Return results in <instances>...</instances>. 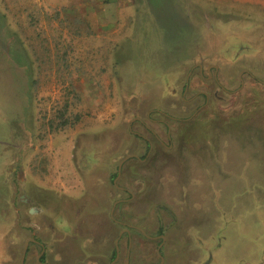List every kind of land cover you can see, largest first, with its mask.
<instances>
[{
	"label": "rangeland",
	"instance_id": "rangeland-1",
	"mask_svg": "<svg viewBox=\"0 0 264 264\" xmlns=\"http://www.w3.org/2000/svg\"><path fill=\"white\" fill-rule=\"evenodd\" d=\"M261 80L264 0H0V264L20 263L29 236L18 196L33 186L75 197L86 178L99 203L81 222L87 243L58 248L45 236L55 264H110L116 222L154 230V214L169 250L158 264H264ZM154 112L171 115L172 148L137 175L143 166L121 160L155 147L141 124L164 142ZM122 186L135 196L112 221Z\"/></svg>",
	"mask_w": 264,
	"mask_h": 264
},
{
	"label": "flooded vegetation",
	"instance_id": "flooded-vegetation-1",
	"mask_svg": "<svg viewBox=\"0 0 264 264\" xmlns=\"http://www.w3.org/2000/svg\"><path fill=\"white\" fill-rule=\"evenodd\" d=\"M199 63L201 64L198 65ZM199 63L194 64L192 68L196 69V71L197 69H201L202 67L201 65H203L202 60H200ZM204 69L206 71V74H208L209 78L215 81L214 78H216L217 67L212 64H207ZM256 81L260 83L258 78H256ZM261 83L264 85L263 81ZM217 85L218 87H220L219 84ZM154 113L157 116L152 117V119L148 121H151L158 125H162L165 128V140L163 139L165 144L163 141H160L161 139L158 138V135L155 133V131H153L147 124H141L142 126H144V130L151 135V138L155 139V144H154L155 147L151 149L148 155L146 156L148 150L147 148L148 146H150V143L148 141V143L145 145L144 154H142V156H137L134 153H130L124 156L126 157L131 154L135 155V157L129 156L124 160L135 159L139 166L140 165L143 166V169L138 170L136 172L137 175L144 174L147 172V168H148L147 165L151 164V162L148 161L147 159L149 158L150 156L149 154L151 152L154 153L155 151H158L157 148H164L168 150L172 148V144H171L172 138L170 132L168 131V123L165 122V120L171 119V115L168 116V113L166 112H154ZM146 115H148L147 117H150L149 114ZM179 119L181 120L183 118H179ZM136 121L139 120L136 119ZM133 135L141 138L143 137L142 134H139L137 132H134ZM123 158L121 161H123ZM84 162L87 163V160H85ZM75 167H77V165H75ZM117 173L118 172L109 173L108 178L111 183H114L113 179ZM116 179H118V176ZM91 185L92 182L88 178H86L84 181L83 192H81L78 196L75 197H73V195L71 194L57 195L54 192L45 189H43V191L39 193L37 190H35V187L33 186L29 188L24 195L18 196L20 201L19 203L23 205V208L27 214L26 221L24 222L23 225L25 226L26 230L29 231V236H26L23 241V244H25L26 242L24 253L25 251L32 252L33 250L36 249V254L32 257V258H36V262H37L36 264H55L58 262V260L56 259L57 256L47 257L45 252L46 249L42 247V240L47 235L53 236L50 241L55 245L57 244L58 248H64L66 246L63 245L65 241H69V245L74 246V244L77 242L79 238L84 240L83 241L84 244L87 243L88 238L85 237L86 232H82V230L80 229V227H82L81 222L83 221V219L87 218L88 215L86 213H88V208L91 204L99 205V203H95L93 201V197L94 195H96V190ZM138 185L140 187L139 183ZM118 188L121 192L127 193V195L126 197L119 199L118 202L115 203L113 202L112 204H110V207L108 208V212L110 219L112 221H115L111 214V211L112 212L114 211L115 205L120 203L129 204L131 201H133L135 196L133 193L130 192V190H128V188L124 186ZM138 191H139L138 192L139 195L137 194V196L140 197V189ZM149 202L150 200L145 202L144 205L145 208L149 206ZM139 203H141V201H139ZM156 206H154L153 208H155ZM27 210H29V212L31 213H28ZM164 212L168 214L170 217L172 216L171 220L174 219L176 221L174 217L175 214H173L169 208L166 209L164 208ZM154 213H155V209H154ZM85 215L86 217L83 218V216ZM153 217L154 218H148L147 222L150 224H154L155 227L154 230L144 225L140 226V225L124 223L120 221L116 222L117 224L121 225L120 234H117L116 238L109 243L108 245L109 249L106 251L105 254L106 257L103 258L107 259V262L110 264H113L115 261L118 262L119 260H120L119 261L120 264H141V262H143L142 264H158L160 258L159 255L162 254L160 253V251L161 252L163 251L164 253L163 260L165 261V259H168L169 253H165L163 249L166 239L165 236L163 235L165 229L163 230V226L161 225V223H159L160 221H158L157 217H155V214ZM175 221L172 223V229L174 230L176 228ZM65 226L69 227L70 230L68 233L66 232V234H63L59 231V229ZM19 231L22 232V228H19ZM148 232H153V234L148 235L147 234ZM121 235L124 238V240L122 242L121 241L119 242L118 237ZM150 242L151 243L153 242L154 244V247L152 249H150V245H149ZM119 245L121 247H118ZM147 245H149V247H147ZM32 248L33 250H31ZM119 248H121L122 251H120ZM22 250L20 254H22ZM151 250L153 251L151 252L150 257L154 258V260H152V262H146L145 261L146 259H144V257L146 254L149 255ZM157 253L159 254L158 256ZM115 255H117L116 258Z\"/></svg>",
	"mask_w": 264,
	"mask_h": 264
},
{
	"label": "water",
	"instance_id": "water-1",
	"mask_svg": "<svg viewBox=\"0 0 264 264\" xmlns=\"http://www.w3.org/2000/svg\"><path fill=\"white\" fill-rule=\"evenodd\" d=\"M129 156H130V157H135V155L131 154V155H128V156L124 157L123 160H124L125 158L129 157ZM119 234H120V233H119ZM115 242H116V240H115ZM25 246H26V242H25V244H24V248H23V250H22L21 260H20V263H19V264L22 263V257H23V254H24ZM116 256H117V255H115V258H116Z\"/></svg>",
	"mask_w": 264,
	"mask_h": 264
},
{
	"label": "crops",
	"instance_id": "crops-1",
	"mask_svg": "<svg viewBox=\"0 0 264 264\" xmlns=\"http://www.w3.org/2000/svg\"><path fill=\"white\" fill-rule=\"evenodd\" d=\"M165 244H166V243H165ZM165 244H164V246H166ZM171 244H172L171 242H168V241H167V248H168V249H169V247L171 246ZM167 252L169 253V250H167Z\"/></svg>",
	"mask_w": 264,
	"mask_h": 264
}]
</instances>
